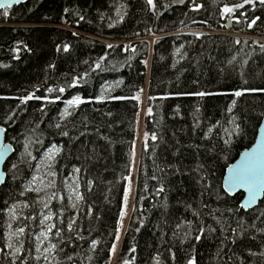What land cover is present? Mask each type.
Here are the masks:
<instances>
[{
  "label": "trees",
  "instance_id": "16d2710c",
  "mask_svg": "<svg viewBox=\"0 0 264 264\" xmlns=\"http://www.w3.org/2000/svg\"><path fill=\"white\" fill-rule=\"evenodd\" d=\"M153 3L28 0L0 11V127L13 149L0 188V264H44L35 259L36 237L40 213L49 209L37 200L52 192L64 200L48 201L51 223L63 229L60 237L56 228L49 234L58 244L51 264H112L140 123L145 144L115 264H264V199L246 211L243 194L232 197L223 188L226 166L254 143L264 118V5ZM225 6L233 11L225 13ZM196 30L206 33H190ZM121 81L106 100H97L104 85ZM144 89L151 115L142 118ZM30 94L41 99L23 102ZM77 95L86 102L62 119L65 102ZM235 124L243 137L228 134ZM53 145L61 148L56 187L39 196L26 192L37 161ZM73 177L84 197L75 209L67 190ZM20 204L27 207L16 226L26 231L14 258L7 218ZM69 219L76 221L71 232Z\"/></svg>",
  "mask_w": 264,
  "mask_h": 264
},
{
  "label": "snow or ice",
  "instance_id": "6c2138e0",
  "mask_svg": "<svg viewBox=\"0 0 264 264\" xmlns=\"http://www.w3.org/2000/svg\"><path fill=\"white\" fill-rule=\"evenodd\" d=\"M18 2L19 0H0V7L8 8V7H11L13 3H18ZM180 2L183 3L184 0H180ZM259 2L261 5H264V0H259ZM147 3L155 7L153 0H147ZM254 3H255V0H244L243 4H238V5H235L234 7L243 8L245 4H254ZM65 11H67V9ZM223 11L225 13H231L233 11V8L225 6ZM81 19H83V17H81ZM256 19H259V17H257ZM251 23L255 24L256 20L255 19L252 20ZM112 26L113 25L111 24L109 25V27H112ZM107 47L111 48L113 47V45H107ZM63 50L67 52L69 51V47L65 45ZM103 59H105V57L100 58L101 61ZM146 63L147 62H145V64ZM100 67H101V63L100 61H97L95 68L99 69ZM119 83H122V81L117 82V86L119 85ZM255 90L256 89H252V91H255ZM259 90L264 91V89H259ZM48 91L52 92L53 89L50 88L48 89ZM64 91H65L64 88L59 89V92L61 93H63ZM105 91L106 89H102L101 96L97 97L98 101L102 100ZM196 95L203 97L207 95V93L199 92V93H196ZM234 95L236 97H240L241 95H243V93L241 91H236ZM33 98L37 100L41 99V97H34V94H30L29 96H26L23 98V102L26 103L28 100H31ZM57 99H59V97H57ZM113 99L121 100V99H125V97H113ZM134 99L138 100L139 96L134 97ZM85 102L86 101L78 95L72 97L71 99L65 102L66 107L64 109L63 115L64 116L71 115L72 113L69 111L70 108H79V106ZM232 103L233 105H235L236 101L233 100ZM228 111L231 112L232 109L229 108ZM148 114L151 115V109H149ZM231 122L234 123V120ZM56 127L59 128L60 125L57 124ZM4 131H5L4 129H0V132H4ZM209 131H211V129H209ZM225 131L228 132V129H225ZM228 134L229 135L234 134L236 136L243 137L244 130L241 128L239 124H235V127ZM62 135L67 136L68 133L63 132ZM145 135L147 137V133ZM151 139L155 141L157 139V136L153 134L151 136ZM40 143H42V141ZM224 144L228 148L232 147V141L229 139H225ZM28 147H29L28 144L24 145L25 152L27 153L28 156H30L33 160H35L36 157L32 156L31 152L27 151ZM10 150H11L10 144H4L0 146V162L4 161L6 153ZM60 153H61V148L56 147L55 145L47 149V151L44 153L43 159L40 162V165L35 166L36 173H41V167L47 169V171L44 172L42 175H38V174L32 175L31 180L29 181L28 185L25 187V191L34 192L39 196V193H41L42 191H45V189H52L56 187L55 178L58 175V172L56 170V163H57L56 158L57 156L60 155ZM224 158L228 159L227 156H225ZM12 167L15 168L16 165H13ZM226 167H227V176L224 177V181H223L224 190L232 194L237 189H242L244 192L247 193V198L244 201V203L240 204V208H246L248 205H251L253 202H255L257 198L264 196V127L260 129L259 138L256 139L255 143L250 148H246L245 151L240 152L239 159L236 160L235 163L229 164ZM80 171H81L80 168L73 169L74 174L80 173ZM45 178H47L46 182H45ZM127 179H130V178H127ZM153 179H155V177H153ZM3 183H5L4 176L3 174H0V184H3ZM89 183L91 184V181H89ZM78 188H79L78 183L73 184L70 187V194L68 196L69 201H73V197H74V201H82L84 199L83 195L78 191ZM89 191H91V188H89ZM163 191H164L163 187H160L158 189V192H163ZM52 199H59L63 201L64 197L63 196L58 197L56 192H52L48 196L47 200L43 198H40L37 200V203H40L43 208L49 209V210L46 213L43 211L40 213V216L42 218L40 219L39 226L41 227L42 230L39 232V234L36 237L37 244H36L35 250H36L37 255L35 259L39 261L42 256L43 259L47 262V264H51L50 257H52V254L58 250V244L50 242L49 234L53 232L54 228H56L55 236L60 237L63 231V229L57 228L56 224L54 223H47V224L45 223L46 221H52L54 217V213L50 210L49 202H48ZM127 199H128V191L125 192V206H127ZM69 206L75 209L77 207V203L72 202L70 203ZM15 207L16 206L13 205L9 209L10 220L16 219ZM25 207H27V205H25ZM61 215H62V212H61ZM123 215L124 213L122 212L121 216ZM25 219H28V218L26 217ZM31 220L35 221L36 217L32 216ZM60 222L62 224L63 220H61ZM75 223H76L75 220L69 219V222L67 224V230L69 232L73 230V226ZM8 228L9 229L12 228L11 222L8 223ZM25 231H26L25 227H19L15 229V231H11L8 234L7 247L9 249H14V251L12 252V256L14 258L16 257L18 253H21L23 244L21 243V246L19 247L14 246L12 242L13 237L23 236L25 234ZM80 238L83 239V237H80ZM116 239L119 240V229L117 230ZM196 239L199 240L200 237L197 236ZM43 241H49V243L47 244V246L42 248ZM96 243L97 241H92L93 246H95ZM112 251L115 252V245L112 246ZM132 251L134 252L135 249L133 248ZM52 259H54V257H52ZM68 259L71 260L72 257L69 256ZM56 264H59V261H57ZM125 264H128V262L125 261ZM188 264H195L194 259L189 260Z\"/></svg>",
  "mask_w": 264,
  "mask_h": 264
},
{
  "label": "rangeland",
  "instance_id": "374dc122",
  "mask_svg": "<svg viewBox=\"0 0 264 264\" xmlns=\"http://www.w3.org/2000/svg\"><path fill=\"white\" fill-rule=\"evenodd\" d=\"M198 31H200V30H198ZM202 31H204V30H202ZM153 38L154 37H152L151 39H153ZM148 66H149V64H148ZM118 86H117V83H108V84L104 85V87H102V89H106V91L104 92L103 98L100 101L106 100L111 95V93L113 92V90L115 88H117ZM143 92H146V90L144 89ZM101 93H102V91H101ZM141 95H142V99L140 100L141 101L140 102V104H141V110L140 111H141L142 118H143L148 111H147V107H146V94L143 93ZM100 96H101V94H100ZM65 107H66V105H65ZM65 107H64V109H65ZM74 109L75 108H70L69 111L72 113ZM63 112H64V110H63ZM69 116H64L63 113H62V119H66ZM233 126L234 125H232V128L231 129H233ZM231 129H230V131H231ZM144 144H145V138H144V134H143V124L140 123L139 135H138L137 141H136V143L134 145V152H135L136 158H135V162H134V165H133V168H132V172H131L130 177H129L130 179H128L127 188H126V191H128L127 206H125V200H124V207H123V213H124V215L121 216L120 227H119V230H120L119 231L120 232V234H119V240L116 239V242L114 243V245H115V252L112 251V255H113L112 256L113 257L112 264H115L116 259L118 257V253H119L118 250H119V246L121 244L122 235L125 232V229L127 227V223H128V220H129V216H130V213L132 211V206H133V202H134V190H135V182H136V174H137L138 157H139L140 151H141L142 147L144 146ZM44 153L42 154L41 158L37 161L36 166L37 165H40V162L43 159ZM46 171H47V169L41 167V173H36V171L34 170L33 175L34 174L42 175ZM46 181H47V178H45V182ZM76 183H77V178L76 177H73L72 180L68 183L67 190H68V193L69 194H70V187L73 184H76ZM52 189H45V191H42L39 194L40 195H43V194H46V193H50V191H52ZM78 191H79V188H78ZM32 193H34V192H32ZM44 199L47 200V197H45ZM72 202L77 203V201H74V197H73V201ZM15 206H16L15 207L16 219L10 220L9 211H8V218H7L8 222H7V233H6L7 243H8V234H9V232L15 231V229L18 228L16 226V223L18 222V220L21 217V211L25 208V206L22 205V204L15 205ZM9 222L12 223V228L11 229L8 228V223ZM45 223L46 224L47 223H51V221H46ZM21 237L22 236H14L13 237L12 242H13L14 246H17V247L21 246V243H22L21 242ZM47 244H48V241H43L42 248L45 247V246H47ZM7 250L9 251L10 255L12 256V252L14 251V249H9L7 247ZM20 254L21 253H18L16 255V257L19 256ZM40 261H43L44 264H47V262L43 259L42 256H41ZM50 261L52 263V257H50Z\"/></svg>",
  "mask_w": 264,
  "mask_h": 264
},
{
  "label": "water",
  "instance_id": "95a60500",
  "mask_svg": "<svg viewBox=\"0 0 264 264\" xmlns=\"http://www.w3.org/2000/svg\"><path fill=\"white\" fill-rule=\"evenodd\" d=\"M27 2H28V0H19L18 3H13V4L11 5V7H8V8L0 7V11L5 10V9H10V8L15 7V6H19V5H21V4H25V3H27ZM229 26H230V23L228 24V27H229ZM235 35L241 36L240 34H235ZM262 127H264V118H263V120H262V122H261V124H260V126H259V129H258V132H257L256 139L259 138L260 129H261ZM0 129H4V128H3V127H0ZM4 130H5V129H4ZM256 139H255V141H256ZM255 141H254V143H255ZM254 143H253V144H254ZM4 144H10V143H8V142L6 141V130H5L4 132H0V146H2V145H4ZM253 144H252V145H253ZM252 145H251V146H252ZM251 146H249L248 148H250ZM245 150H246V148H245L243 151H245ZM243 151H241V152H243ZM12 154H13V149H12V146H11V150L8 151V152L6 153L5 158H4V161H3V162H0V174H3L5 182H6V180H7V174H6V172H5V165L7 164L8 160L11 158ZM238 159H239V156L237 157L236 160H238ZM236 160H235L233 163H235ZM233 163H232V164H233ZM225 176H227V169H226V172H225L224 177H225ZM223 181H224V179H223ZM4 184H5V183L0 184V188H1ZM223 188H224V184H223ZM225 192H226V191H225ZM226 193H227L228 195L232 196V197H233V196H236V195H238V194H243V199H242L241 203H244V201H245L246 198H247V193L244 192L242 189H237V190H236L234 193H232V194H230V193H228V192H226ZM263 199H264V196H261V197L257 198V200H256L255 202H253L251 205H248L246 208H243V209L246 210V211L252 210V209L256 208V207L260 204V202H261Z\"/></svg>",
  "mask_w": 264,
  "mask_h": 264
},
{
  "label": "bare ground",
  "instance_id": "6f19581e",
  "mask_svg": "<svg viewBox=\"0 0 264 264\" xmlns=\"http://www.w3.org/2000/svg\"><path fill=\"white\" fill-rule=\"evenodd\" d=\"M119 251V250H118Z\"/></svg>",
  "mask_w": 264,
  "mask_h": 264
}]
</instances>
